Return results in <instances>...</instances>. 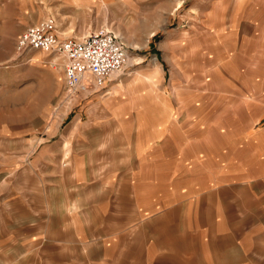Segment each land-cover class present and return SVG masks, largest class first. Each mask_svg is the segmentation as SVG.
I'll list each match as a JSON object with an SVG mask.
<instances>
[{"label":"rangeland","instance_id":"rangeland-1","mask_svg":"<svg viewBox=\"0 0 264 264\" xmlns=\"http://www.w3.org/2000/svg\"><path fill=\"white\" fill-rule=\"evenodd\" d=\"M49 18L61 37L113 29L124 70L68 96L63 55L17 49ZM168 126L170 174L214 155L218 175L264 176V0H0V264H130L90 228L87 188L123 168L98 165L103 144L160 156Z\"/></svg>","mask_w":264,"mask_h":264},{"label":"crops","instance_id":"crops-1","mask_svg":"<svg viewBox=\"0 0 264 264\" xmlns=\"http://www.w3.org/2000/svg\"><path fill=\"white\" fill-rule=\"evenodd\" d=\"M117 90L114 85L112 93ZM88 120L91 138L95 117ZM159 139L160 156H153V145L130 155L120 153V144L102 145L98 165L123 168L87 188L90 206L101 215L100 224L90 226L97 239L118 246L130 264H264V176L218 175L214 155L184 159L179 174H170L178 161L169 156V140H175L169 126ZM119 235L127 242H118Z\"/></svg>","mask_w":264,"mask_h":264},{"label":"built area","instance_id":"built-area-1","mask_svg":"<svg viewBox=\"0 0 264 264\" xmlns=\"http://www.w3.org/2000/svg\"><path fill=\"white\" fill-rule=\"evenodd\" d=\"M55 20L25 29L17 39V49H41L57 52L65 58V85L68 96L90 82L105 87L113 74L124 70L128 47L113 29L89 31L81 37H61L56 33Z\"/></svg>","mask_w":264,"mask_h":264},{"label":"bare ground","instance_id":"bare-ground-1","mask_svg":"<svg viewBox=\"0 0 264 264\" xmlns=\"http://www.w3.org/2000/svg\"><path fill=\"white\" fill-rule=\"evenodd\" d=\"M115 74H117V73H115ZM115 74H113V75H115ZM113 75H112V77H113Z\"/></svg>","mask_w":264,"mask_h":264}]
</instances>
